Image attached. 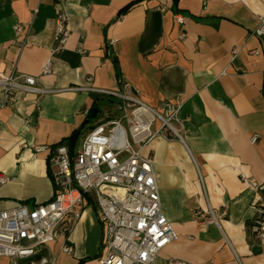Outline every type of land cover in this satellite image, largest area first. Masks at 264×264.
I'll return each instance as SVG.
<instances>
[{"label": "crops", "instance_id": "obj_1", "mask_svg": "<svg viewBox=\"0 0 264 264\" xmlns=\"http://www.w3.org/2000/svg\"><path fill=\"white\" fill-rule=\"evenodd\" d=\"M60 14L70 38L42 77ZM262 17L264 0H0V73L38 78L50 91L20 92L6 106L0 89V175L8 178L0 212L54 198L49 156L32 146L54 148L77 134L76 154L120 112L98 92L68 90L117 91L127 82L151 108L183 102V142L156 139L141 151L153 160L161 210L177 235L153 264H264V189L249 185L264 184V40L254 34ZM16 25L28 32L16 36ZM96 207L93 195L76 207L72 252H61L63 238L47 248L55 264H100L105 228ZM208 207L217 224L198 217Z\"/></svg>", "mask_w": 264, "mask_h": 264}, {"label": "built area", "instance_id": "obj_2", "mask_svg": "<svg viewBox=\"0 0 264 264\" xmlns=\"http://www.w3.org/2000/svg\"><path fill=\"white\" fill-rule=\"evenodd\" d=\"M124 14L120 15V19ZM183 25L181 19H177ZM16 36L28 32L22 25L14 27ZM254 34L264 40V17ZM70 38L66 17L56 19L54 40L56 48L42 70V77L53 72V59L64 50ZM181 39L185 32H181ZM79 52L85 53L79 43ZM235 54V53H234ZM253 56L260 52L253 51ZM3 104L13 106L20 92L38 96L50 91L40 88L39 79L0 73ZM93 90L118 102L121 119L97 124L84 138L81 148L71 157L67 146H32L36 154H48L54 198L32 209L18 206L0 212V258L24 261L27 264H55L48 256L49 245L62 239L61 252L69 254L68 235L80 220L76 211L85 200L94 196L97 219L104 225L100 264H153L161 252L174 243L177 235L161 210L159 175L153 169V160L141 151L156 139L182 141L184 125L179 118L183 102H163L158 109L151 108L127 82H121L117 91L94 88H72L68 91ZM125 122V124L123 123ZM256 144L258 136L250 139ZM247 183V179L242 177ZM8 178L0 175V186ZM249 185L255 189L262 186ZM209 216L208 224H217V215L211 207L199 218ZM262 223L255 230L260 233ZM264 238V234H260ZM173 264V261L170 262Z\"/></svg>", "mask_w": 264, "mask_h": 264}, {"label": "trees", "instance_id": "obj_3", "mask_svg": "<svg viewBox=\"0 0 264 264\" xmlns=\"http://www.w3.org/2000/svg\"><path fill=\"white\" fill-rule=\"evenodd\" d=\"M93 113H94V112L92 111V112L89 114V116H90V117H91V116H94ZM76 137H77V134H74V135L72 136V139H71V138H70V139H66V140H64V141L62 142V145L64 144L65 146L68 147V151H69V154H70L71 157H73V156L75 155L73 145H74V141H75V138H76Z\"/></svg>", "mask_w": 264, "mask_h": 264}, {"label": "rangeland", "instance_id": "obj_4", "mask_svg": "<svg viewBox=\"0 0 264 264\" xmlns=\"http://www.w3.org/2000/svg\"><path fill=\"white\" fill-rule=\"evenodd\" d=\"M112 110H114L115 113H116V111H117L116 106H114ZM113 113H114V112H113ZM114 117H115L114 119H121V117H122V113L117 111V114H115ZM123 123L125 124V122H123Z\"/></svg>", "mask_w": 264, "mask_h": 264}]
</instances>
